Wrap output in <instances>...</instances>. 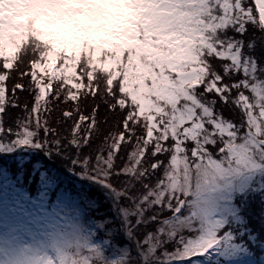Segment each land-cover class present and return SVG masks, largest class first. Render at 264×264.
Segmentation results:
<instances>
[{"label": "snow or ice", "instance_id": "obj_1", "mask_svg": "<svg viewBox=\"0 0 264 264\" xmlns=\"http://www.w3.org/2000/svg\"><path fill=\"white\" fill-rule=\"evenodd\" d=\"M32 2L30 28L0 19V149L47 147L96 177L138 259L69 228L7 264L238 257L233 217L264 212V0Z\"/></svg>", "mask_w": 264, "mask_h": 264}, {"label": "trees", "instance_id": "obj_2", "mask_svg": "<svg viewBox=\"0 0 264 264\" xmlns=\"http://www.w3.org/2000/svg\"><path fill=\"white\" fill-rule=\"evenodd\" d=\"M26 98L21 96V99ZM14 114L16 113L13 110L9 111V116ZM99 117L104 119L103 111ZM226 118L238 123L240 116L233 113L226 114ZM3 195L10 200L11 207L17 206L18 201L29 206L31 201L44 198L48 209L55 207L56 210L58 208L62 213H66L74 204H78L83 209L87 222L96 224V234L99 238L110 239L119 245L128 244L133 260L138 259L139 245L127 230L125 218L119 210L114 193L96 177L74 167L66 154L31 144H18L11 151L0 149V200ZM246 207L247 205H244L241 209V222L235 225V229L231 226L230 231L237 234L239 241L246 243L250 254L260 258L264 254V212L245 214ZM249 215L256 222L255 226L249 221ZM126 236L130 237L129 240ZM238 240L236 239V242H239ZM168 245L174 246L173 242H167L166 246ZM200 259H204L203 264H216L214 255L210 260ZM152 264L167 262L157 260ZM184 264L188 262L185 261Z\"/></svg>", "mask_w": 264, "mask_h": 264}, {"label": "rangeland", "instance_id": "obj_3", "mask_svg": "<svg viewBox=\"0 0 264 264\" xmlns=\"http://www.w3.org/2000/svg\"><path fill=\"white\" fill-rule=\"evenodd\" d=\"M16 146L4 149L11 151ZM256 184L257 186L264 184V179H261L259 173H257ZM35 200L31 201L29 206H25V203L18 201L17 206L13 205L11 207L10 200L5 195L1 198L0 264H7L12 254L26 249L42 252L48 251L55 238V234L69 228L82 231L90 237L93 244L101 245L105 257L110 261L131 253V247L128 244L119 245L110 239L99 238L96 234V224L87 222L85 213L80 205L74 204L73 208H70L68 212L62 213L58 208L56 210L55 207L48 209L44 198ZM241 220L242 215L240 213L238 216L233 217L231 226H234L235 229V225L240 223ZM143 231L148 230L142 229ZM233 235L238 240L237 234L233 233ZM126 238L129 240L130 237L126 236ZM237 243L241 245L242 250L240 255L231 261H225L223 258L213 254L214 258H216V264H264V254L260 258L255 257L249 253V247H247L245 242L239 241ZM161 261L164 262L162 259Z\"/></svg>", "mask_w": 264, "mask_h": 264}, {"label": "clouds", "instance_id": "obj_4", "mask_svg": "<svg viewBox=\"0 0 264 264\" xmlns=\"http://www.w3.org/2000/svg\"><path fill=\"white\" fill-rule=\"evenodd\" d=\"M43 8V5L34 3L32 0H4L0 3V19L7 22H14L21 27H29L33 22V11ZM26 17L25 20L17 19ZM57 42L63 43L67 40L65 37H56ZM81 39L80 36H73L72 41ZM72 41H67L71 43Z\"/></svg>", "mask_w": 264, "mask_h": 264}]
</instances>
